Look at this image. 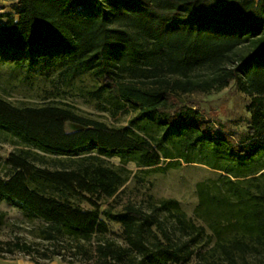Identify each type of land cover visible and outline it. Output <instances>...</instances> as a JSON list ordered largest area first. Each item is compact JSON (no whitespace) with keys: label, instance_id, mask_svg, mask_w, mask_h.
Listing matches in <instances>:
<instances>
[{"label":"trees","instance_id":"1","mask_svg":"<svg viewBox=\"0 0 264 264\" xmlns=\"http://www.w3.org/2000/svg\"><path fill=\"white\" fill-rule=\"evenodd\" d=\"M12 10L0 15V52L14 54L15 70L28 74L40 59L58 57L62 91L127 104L134 122L155 124L170 141L167 154L221 171L197 182L193 215L173 197L102 209L100 200L130 179L145 183L182 160H163L132 125L110 126L67 103L18 106L0 96V130L25 145L6 159L14 172L0 177V203L18 208L47 242L42 256L68 251L71 264H264V170L227 173L255 171L264 152V0H17ZM85 74L91 85L76 84ZM231 82L250 97V122L238 137L184 98ZM69 122L82 128L68 131ZM102 215L120 224L124 244L108 236ZM37 251L19 237L0 242L3 258Z\"/></svg>","mask_w":264,"mask_h":264},{"label":"rangeland","instance_id":"2","mask_svg":"<svg viewBox=\"0 0 264 264\" xmlns=\"http://www.w3.org/2000/svg\"><path fill=\"white\" fill-rule=\"evenodd\" d=\"M17 0H0V15L5 12H11L13 3ZM2 20L4 17H0ZM14 54H4L0 52V96L11 101L18 106L24 105H40L47 102L67 103L72 105L80 114L92 117L106 122L110 126L121 127L132 125L142 134L147 136L157 147L163 160L181 159L183 165L178 169H169L166 173H153L147 177V182L138 183L135 179H130L120 192L114 198L101 199L102 209L111 207L115 211L121 210L129 201L139 205L147 206L150 197L155 200L165 197H173L180 201L183 209L188 215H193L194 208L198 202L196 184L199 181L209 178H218L221 171L211 169L199 163H187L182 153L171 149V153H166V147L170 146V141H162L158 134V128L153 123L134 122L135 111L127 104L120 102L119 108L111 106L107 101L92 100L82 96L77 88L62 91L64 89L57 80L58 72L64 67L62 59L46 58L35 62V66L30 73L25 74L22 70H15ZM78 85H91L92 76L90 74L82 75L75 81ZM57 96H51V91L59 92ZM67 89V88H66ZM185 102L192 104L199 109L208 119L212 120L215 126L229 134L238 137L243 133L250 122V113L247 105L250 97L241 92L238 87L231 82L218 90L209 93L197 92L184 97ZM109 107V108H105ZM82 127L71 122L66 123L68 131L81 129ZM15 138L10 134L0 130V177L8 178L13 172V168L6 163L7 157L11 152L25 145L16 144ZM51 160L55 156L47 155ZM112 162L118 163L119 159L113 157ZM37 165L43 166L42 162H36ZM52 168V164H45ZM256 165L255 171L245 169L237 174L233 169L227 173L233 178L243 175L257 174L264 170V152L261 153L254 161ZM132 169H136L133 163L128 165ZM76 205L84 209L92 208V206L83 200H75ZM0 209L6 212V222L0 226V242L9 241L19 237L30 243H34L39 252L33 254L15 253L5 255L20 261H29L31 264H61L68 263L67 260L74 259L68 251L61 250L62 254L53 255L51 250H46L47 255L41 249H46L47 242L41 241L35 237L32 226L24 221L21 211L13 204L1 202ZM110 227L109 237L115 239L119 243H123L122 229L119 223L113 222L105 218ZM94 248L95 243L88 244V247ZM60 246V244H59ZM60 248V247H58ZM52 249V248H51ZM57 249V248H56ZM58 250V249H57ZM67 259V260H65ZM71 264V263H69ZM78 264H96L95 260H83Z\"/></svg>","mask_w":264,"mask_h":264},{"label":"crops","instance_id":"3","mask_svg":"<svg viewBox=\"0 0 264 264\" xmlns=\"http://www.w3.org/2000/svg\"><path fill=\"white\" fill-rule=\"evenodd\" d=\"M0 264H31L29 261H20V260H15L12 258H3L0 257ZM61 264H69V263H61ZM78 264V263H76Z\"/></svg>","mask_w":264,"mask_h":264}]
</instances>
